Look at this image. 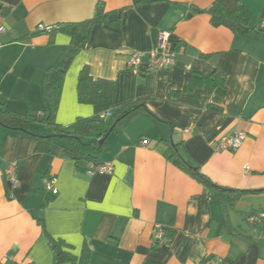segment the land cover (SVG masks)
I'll return each instance as SVG.
<instances>
[{"label":"crops","instance_id":"0c3cea01","mask_svg":"<svg viewBox=\"0 0 264 264\" xmlns=\"http://www.w3.org/2000/svg\"><path fill=\"white\" fill-rule=\"evenodd\" d=\"M214 1L0 0L6 29L0 38L1 108L44 116V72L73 43L65 27L92 18L98 2L108 22L119 25L91 29L65 72L54 122L72 132L79 118L99 120L146 100L117 123L99 151L81 147L93 160L36 152L29 136L0 125V264H53L50 240L75 259L61 264H264V227L253 232L246 222L249 214L264 212V191L251 192L264 190V19L257 40L233 34L210 25L206 10ZM241 2L254 27L264 0ZM38 25L58 29L39 33ZM160 32L170 34L172 64L152 70L143 58L129 68L128 54L157 50ZM201 54H209L225 77V95L205 88L172 95ZM81 69L94 82L112 83L110 97L80 102ZM46 129L30 127L37 134ZM234 131L246 135L241 147L217 150L216 141ZM93 138L82 136L83 142ZM53 143L66 146L68 140ZM170 143L214 185L247 192L233 203L214 201L213 190L165 159ZM11 163L16 187L5 172ZM92 163L111 164L112 173L88 175ZM51 177L56 194L44 190ZM155 226L164 232L162 244L153 240ZM84 250L88 259L82 262Z\"/></svg>","mask_w":264,"mask_h":264},{"label":"trees","instance_id":"16d2710c","mask_svg":"<svg viewBox=\"0 0 264 264\" xmlns=\"http://www.w3.org/2000/svg\"><path fill=\"white\" fill-rule=\"evenodd\" d=\"M206 12L210 16V25L214 27L224 26L233 34L249 35L254 40H257L258 36L263 32L261 24L264 19V11L257 24L254 27H250V12L245 8L241 0H215ZM108 15L109 13L105 12L104 4L98 2L94 8L92 18L65 27L74 44L72 43L65 47L55 64L44 72L41 84L42 96L47 102L48 110L44 113L42 118L37 115L29 114V112L18 114L0 107V125L9 130L19 131L29 136L35 141L36 152L63 155L75 162L93 160L94 157L84 156L80 152L81 147L89 145L93 150L99 151L100 148L104 146L105 137L115 129V126L122 118L135 112L138 108L145 106L146 100H138L115 108L107 120L79 118L76 120L72 132H65L54 122L65 72L73 57L87 43L91 29L96 25L104 23L113 26L119 25V20L113 24L109 23L107 20ZM210 57L209 54H201L191 65V77L189 80L184 83L181 90L172 92V95L177 96L180 93L193 91L196 88H205L219 96H224L226 93L225 77L210 64ZM81 70L78 78V99L80 102L94 103L99 98L110 97L113 89L112 83L101 81L94 82L88 76L85 69ZM89 90L92 91L90 97L87 95L89 94ZM210 109L218 110V108L213 107H210ZM38 124H43L48 132L37 134L30 130V127ZM82 136H93L95 138L83 142ZM54 138H65L68 140V143L66 146L58 145L53 143ZM164 157L172 165L186 172L207 188L213 190L214 201L233 203L240 194L247 192L233 191L214 185L197 167L183 158L179 154L176 145L172 143H170V146L164 153ZM263 191L264 190L251 192ZM34 218L39 219L37 214H34ZM40 223L43 227L42 220H40ZM49 243L53 251V264L75 261L74 258L62 251V244L60 242L50 240ZM87 259L88 252L84 250L80 261L85 262Z\"/></svg>","mask_w":264,"mask_h":264},{"label":"built area","instance_id":"2783aa9c","mask_svg":"<svg viewBox=\"0 0 264 264\" xmlns=\"http://www.w3.org/2000/svg\"><path fill=\"white\" fill-rule=\"evenodd\" d=\"M58 29V27H45L43 25H38L36 28V32L51 34L54 30ZM6 33V29L3 26H0V38ZM170 34L166 32H160L158 36V48L157 50H152L147 53L140 51H132L128 54L127 57V65L129 68L135 69L138 67L143 58H147L148 66L152 70H161L168 68L173 60H172V51L170 50L169 43ZM1 46V40H0ZM111 114L106 113L100 116L99 120H105ZM246 135L242 132L234 131L229 135H225L220 137L216 141V149L217 150H229L235 151L239 149L242 145V142L245 140ZM16 165L9 164L6 168V175L8 177V182L11 187H16L18 185V181L16 179ZM88 175L92 174H111L112 173V165L111 164H95L92 163L89 165V168L86 172ZM44 190L50 192L52 194L57 193L56 187V179L54 177L49 178L44 182ZM246 222L251 227L252 231L255 232L257 230L258 225H262L264 227V212H256L249 214L246 218ZM153 240L157 244H162L165 242L164 232L160 226H155V232L153 234ZM220 260H210L200 262L199 264H220Z\"/></svg>","mask_w":264,"mask_h":264}]
</instances>
